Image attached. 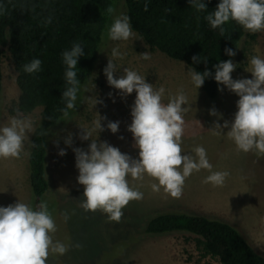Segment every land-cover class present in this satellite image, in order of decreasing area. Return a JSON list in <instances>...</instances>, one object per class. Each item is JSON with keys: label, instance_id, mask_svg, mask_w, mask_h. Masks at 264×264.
<instances>
[{"label": "rangeland", "instance_id": "374dc122", "mask_svg": "<svg viewBox=\"0 0 264 264\" xmlns=\"http://www.w3.org/2000/svg\"><path fill=\"white\" fill-rule=\"evenodd\" d=\"M115 9L102 34L93 68L81 83L76 111L70 113L72 120L60 121L47 131L46 175L49 185L42 200L47 201L57 225V231L53 234L54 242L70 245L66 254L50 256L48 264H218L216 258L202 254L196 243V235L192 233H146L144 228L147 220L164 212L200 214L226 221L236 227L253 248L264 256V158L258 159L252 152H238L226 135L216 136L209 131L213 121L223 124L224 120L234 119L239 97L222 85L220 88L224 89L223 92L219 91L216 98L208 99L201 87L197 90L192 84L188 72L190 66L182 60L172 59L159 50L151 49L134 30L137 37L135 40H110L107 37L108 27L114 16L126 14L125 3L119 2ZM114 47L127 53L123 60L116 61L123 65L115 73L117 78L122 74L123 67L135 70L146 76V81L155 88H165V102L169 95L184 90L190 106L184 115L186 127L182 148L185 153H190L194 147L203 146L213 165L212 171L230 173L223 187L204 183L209 172L201 170L186 179L182 196L176 199L163 189L154 192L151 185L157 181L147 175L143 181H132L129 177V183L143 193V199L131 201L122 210L121 222H109L106 214L100 211L86 212L79 206L83 199V186L77 181L79 171L75 167L72 148L87 150L91 141L78 138L76 134L81 131L78 124L91 126L97 116L95 111L107 117L101 121L105 126L108 121H119L117 133L113 134L105 127L99 139L118 147L134 159L138 158L139 149L133 147L132 133L127 130L132 120L131 105L136 93L134 91L122 98L119 90L108 85L103 72ZM145 51L150 54V60L140 58V53ZM252 56L264 59V32H257L253 42L247 35L242 38L232 59L238 65L231 73L233 79L251 78V73L245 68L250 67L248 61ZM1 70L0 126H4L8 117L15 115L9 109L16 106L19 95L12 56L6 46ZM109 93H112L111 97ZM95 97L103 103L92 109L91 103ZM213 107L223 114L221 119L209 114ZM40 109L38 107L25 115L34 120V125L38 121ZM223 131L226 133L228 129ZM68 132L74 134L72 147L64 143ZM121 136L123 139H120ZM57 140L59 147L54 143ZM59 149H65L66 155L60 156ZM28 152L29 146H26L19 159H0V206H8L20 200L34 207L29 185ZM65 213L70 217L67 221L64 220ZM76 243L82 247H72Z\"/></svg>", "mask_w": 264, "mask_h": 264}, {"label": "clouds", "instance_id": "9594fccd", "mask_svg": "<svg viewBox=\"0 0 264 264\" xmlns=\"http://www.w3.org/2000/svg\"><path fill=\"white\" fill-rule=\"evenodd\" d=\"M190 7L197 12H207L204 0H189ZM145 10L148 4L144 5ZM116 9L109 5L103 16H113ZM165 12H171L165 9ZM7 9L0 4V15H5ZM211 29H219L220 36H225L224 27L230 21L240 25L250 33L264 32V0H220L214 11L208 12L204 17ZM45 24L52 23L49 16ZM107 37L112 41H128L137 39L130 17L124 14L114 16L107 30ZM100 51V50H99ZM229 57L236 52L225 48ZM62 61L65 67L64 80L66 87L62 91L61 99L64 107L59 111L62 115L56 119L71 121V111H76L78 94L81 91V81L77 78L78 58L85 53L81 43H73L70 50L62 52ZM127 53L119 51L118 47L112 49L111 57L103 69L108 85L119 90L122 98H126L134 91V103L131 105V123L127 130L132 133L134 148H138V158L121 152L118 147L107 141L99 139V134L105 127L113 134L119 131V121H108L106 126L101 123L106 116L98 111L91 126L78 124L81 131L76 134L81 141H91L87 150L73 147L75 153V167L79 171L77 181L83 186V199L79 206L84 211H100L107 215L109 222H121L123 209L131 201L143 199V193L129 183L143 181L147 175L157 183L151 188L154 192L161 189L172 198L179 199L187 178L194 172L208 170L209 175L204 183L214 187H223L230 173L227 171H212L213 165L209 162L206 149L196 146L190 153H185L182 144L185 134V113L190 102L183 89L175 95H169L165 102V88H155L146 81V76L137 71L123 67L122 74L117 78L115 73L121 69ZM140 58L150 60V54L140 53ZM207 58L193 56L194 63ZM250 67L245 68L251 73V78L233 79L231 73L238 67L231 59L220 61L215 68L214 80L218 85L225 86L235 93L239 99L236 101L237 111L234 119L224 120L223 124L213 121L209 129L216 136L226 135L238 152H252L259 158H264V59L252 56L248 61ZM42 61L33 59L24 64L23 71L28 74L40 72ZM190 79L198 90L212 73L207 68L198 72L194 68L188 69ZM95 88V85H94ZM223 92V88H219ZM110 97L112 93L108 94ZM103 101L94 98L91 108ZM187 105V107H185ZM211 116L221 119L223 114L215 107L209 110ZM48 119L52 120L50 116ZM202 127V126H201ZM223 129H228L225 133ZM34 133V120L23 115L19 109L16 114L8 117L7 123L0 126V159H19L25 152L26 146L35 147L29 134ZM46 134V133H45ZM95 134V135H94ZM73 133L68 132L64 143L72 147ZM120 139H123L121 136ZM59 147V140L54 142ZM60 156L66 155L65 149H59ZM67 213L64 220L69 219ZM57 225L48 208L46 200L38 205L31 206L18 200L8 206H0V264H48L49 257L62 256L69 251L70 245L53 240ZM72 247H82L79 243Z\"/></svg>", "mask_w": 264, "mask_h": 264}, {"label": "trees", "instance_id": "16d2710c", "mask_svg": "<svg viewBox=\"0 0 264 264\" xmlns=\"http://www.w3.org/2000/svg\"><path fill=\"white\" fill-rule=\"evenodd\" d=\"M123 1L133 30L142 37L151 49L159 50L168 57L184 61L198 72L207 68L212 76L205 79L201 89L208 99L218 96L222 85L214 80L215 68L220 61L233 59L225 48L236 53L244 36L251 42L257 33L245 31L234 21L224 27L225 36L219 29H211L205 20L208 12L214 11L220 0H204L207 12H197L189 0H0L7 9L0 15V106L2 98L1 62L6 46L12 56L19 89L16 110L26 115L40 107L39 118L30 139L29 185L34 208L48 189L46 175L47 131L57 124L56 119L64 107L61 99L66 84L62 52L70 50L73 43H81L84 56L78 58L77 78L82 82L91 72L102 42V34L111 16L102 12L109 6ZM148 4L147 10L144 5ZM170 9L171 12H165ZM52 23L45 24L47 17ZM193 56L207 58L194 63ZM33 59L42 61L41 71L28 74L23 65ZM52 117V120L48 119ZM46 133V134H45ZM146 233L186 231L196 235V243L203 255L217 259L218 264H264V256L258 253L249 241L230 223L200 214L164 212L151 216L146 224Z\"/></svg>", "mask_w": 264, "mask_h": 264}]
</instances>
